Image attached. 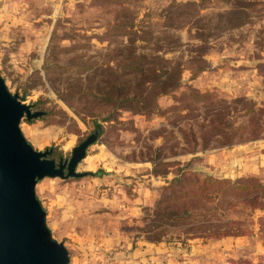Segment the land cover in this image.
Segmentation results:
<instances>
[{"label": "rangeland", "instance_id": "1", "mask_svg": "<svg viewBox=\"0 0 264 264\" xmlns=\"http://www.w3.org/2000/svg\"><path fill=\"white\" fill-rule=\"evenodd\" d=\"M0 74L33 148L100 128L35 185L68 264H264V0H0Z\"/></svg>", "mask_w": 264, "mask_h": 264}, {"label": "water", "instance_id": "2", "mask_svg": "<svg viewBox=\"0 0 264 264\" xmlns=\"http://www.w3.org/2000/svg\"><path fill=\"white\" fill-rule=\"evenodd\" d=\"M18 94L9 91L0 74V264H68L69 253L46 225V213L35 195L45 177H81L77 171L87 148L98 137L94 130L75 145L69 157H52L53 148L37 150L20 129L23 117H39Z\"/></svg>", "mask_w": 264, "mask_h": 264}, {"label": "crops", "instance_id": "3", "mask_svg": "<svg viewBox=\"0 0 264 264\" xmlns=\"http://www.w3.org/2000/svg\"><path fill=\"white\" fill-rule=\"evenodd\" d=\"M148 167V166H147ZM149 168V167H148ZM143 196L140 199H137L138 203H133L136 200H133L129 206H127V213L131 217H137L140 214L141 207L144 206L147 202V197L144 195V192L142 194Z\"/></svg>", "mask_w": 264, "mask_h": 264}, {"label": "trees", "instance_id": "4", "mask_svg": "<svg viewBox=\"0 0 264 264\" xmlns=\"http://www.w3.org/2000/svg\"><path fill=\"white\" fill-rule=\"evenodd\" d=\"M95 130H98V132L100 133V128L97 126V128L95 129ZM97 175H99V172H97L96 173ZM181 176V175H180ZM180 176H178V177H174L173 179H172V182L171 183H174V182H176V181H178L180 178ZM206 179H208V178H206Z\"/></svg>", "mask_w": 264, "mask_h": 264}]
</instances>
